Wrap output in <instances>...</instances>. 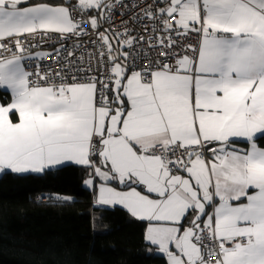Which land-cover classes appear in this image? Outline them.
Returning a JSON list of instances; mask_svg holds the SVG:
<instances>
[{"label":"snow or ice","instance_id":"obj_1","mask_svg":"<svg viewBox=\"0 0 264 264\" xmlns=\"http://www.w3.org/2000/svg\"><path fill=\"white\" fill-rule=\"evenodd\" d=\"M137 6L0 0V174L90 169L165 264H264V0H154L131 17L152 36L110 30Z\"/></svg>","mask_w":264,"mask_h":264},{"label":"trees","instance_id":"obj_2","mask_svg":"<svg viewBox=\"0 0 264 264\" xmlns=\"http://www.w3.org/2000/svg\"><path fill=\"white\" fill-rule=\"evenodd\" d=\"M90 171L67 165L0 177V264H165L143 222L93 204L83 183Z\"/></svg>","mask_w":264,"mask_h":264},{"label":"built area","instance_id":"obj_3","mask_svg":"<svg viewBox=\"0 0 264 264\" xmlns=\"http://www.w3.org/2000/svg\"><path fill=\"white\" fill-rule=\"evenodd\" d=\"M124 3L126 5H138L137 7L131 8L129 11L127 8L125 9H120L119 11L124 13V14H116L114 13V20L111 25L110 30H115L116 32H120L123 30V25L122 21H128V29L131 35L139 37L140 35H144L146 38L152 36L151 28L153 27V22L148 19H142L140 21H133L131 17L135 15H140L143 17V12L141 11L143 8H145L149 4H153L154 0H124ZM104 28H109L108 23H104L103 25ZM148 29V31H145V29ZM93 30H90V32ZM92 39H95L94 35H89L86 37H82L79 40L76 38H73L72 40H69L66 42V47L68 48L69 51L75 50L76 57H79L81 53L85 55V57L88 56L90 52L93 51L92 45L90 41ZM79 43L82 46L75 48L74 49V44ZM51 45H55L56 48L60 47V44L53 40V41H47L40 45L38 48L34 49L33 52L35 51H48L52 52L53 48ZM137 48L142 49L144 52L149 53L151 56H155L157 49H150L146 43L143 41L139 42L136 45ZM52 59L53 57H49L46 61H40L36 60L34 63L40 65L41 69L45 68L47 65L52 64ZM72 60H75V57L70 58ZM77 63H79L78 60H76ZM29 63H33L32 61H29ZM95 64V61H93ZM56 70H60L56 65H53ZM30 70H35L34 67L30 68ZM94 204V201H93Z\"/></svg>","mask_w":264,"mask_h":264},{"label":"crops","instance_id":"obj_4","mask_svg":"<svg viewBox=\"0 0 264 264\" xmlns=\"http://www.w3.org/2000/svg\"><path fill=\"white\" fill-rule=\"evenodd\" d=\"M11 98H10V96L5 92V91H3V90H0V103H7V102H9V100H10ZM239 146H241V147H243L244 145L243 144H240ZM64 167V166H63ZM62 168V167H61ZM58 169H60V168H56V169H51V170H58ZM7 173V172H6ZM5 174V173H4ZM90 188V187H89ZM91 190H92V192H93V201H95V198H96V193H95V191L92 189V188H90ZM95 204V203H94ZM95 206H98V205H96L95 204ZM98 207H109V206H98ZM109 208H122V207H120V206H116V207H109ZM123 209V208H122ZM135 219V218H134ZM136 220V219H135ZM147 242V241H146ZM147 244H149L148 242H147ZM150 245V244H149ZM153 249H155L156 250V248H155V246H152V245H150ZM156 252H157V250H156Z\"/></svg>","mask_w":264,"mask_h":264},{"label":"water","instance_id":"obj_5","mask_svg":"<svg viewBox=\"0 0 264 264\" xmlns=\"http://www.w3.org/2000/svg\"><path fill=\"white\" fill-rule=\"evenodd\" d=\"M4 174H0V177H2ZM157 255L159 256H163L162 254H160L159 252H156Z\"/></svg>","mask_w":264,"mask_h":264}]
</instances>
